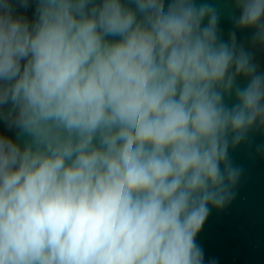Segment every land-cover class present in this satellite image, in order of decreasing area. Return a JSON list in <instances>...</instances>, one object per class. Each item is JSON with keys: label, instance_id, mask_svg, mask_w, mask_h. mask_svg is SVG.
<instances>
[{"label": "clouds", "instance_id": "1", "mask_svg": "<svg viewBox=\"0 0 264 264\" xmlns=\"http://www.w3.org/2000/svg\"><path fill=\"white\" fill-rule=\"evenodd\" d=\"M231 2L225 40L197 0H0V264H205L264 132V0Z\"/></svg>", "mask_w": 264, "mask_h": 264}, {"label": "water", "instance_id": "2", "mask_svg": "<svg viewBox=\"0 0 264 264\" xmlns=\"http://www.w3.org/2000/svg\"><path fill=\"white\" fill-rule=\"evenodd\" d=\"M208 2L220 11L218 27L223 39L233 29L230 15L235 12L231 0H197ZM35 4L19 12L33 16ZM251 31H237L238 43L249 46ZM258 70L264 71V50H254ZM0 133L14 137L0 122ZM264 132L253 131L248 141L229 150L233 164L242 169L235 188V198L222 210L212 209L196 240L203 249L205 264H264Z\"/></svg>", "mask_w": 264, "mask_h": 264}]
</instances>
